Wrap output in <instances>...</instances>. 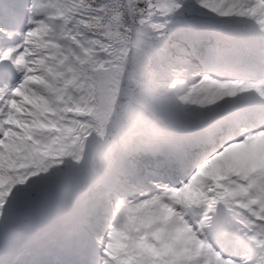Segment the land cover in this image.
<instances>
[{"label":"snow or ice","instance_id":"1","mask_svg":"<svg viewBox=\"0 0 264 264\" xmlns=\"http://www.w3.org/2000/svg\"><path fill=\"white\" fill-rule=\"evenodd\" d=\"M0 264H264V0H0Z\"/></svg>","mask_w":264,"mask_h":264}]
</instances>
